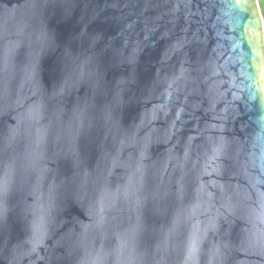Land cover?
I'll return each instance as SVG.
<instances>
[{
  "label": "water",
  "instance_id": "95a60500",
  "mask_svg": "<svg viewBox=\"0 0 264 264\" xmlns=\"http://www.w3.org/2000/svg\"><path fill=\"white\" fill-rule=\"evenodd\" d=\"M0 264H264L258 0H0Z\"/></svg>",
  "mask_w": 264,
  "mask_h": 264
},
{
  "label": "trees",
  "instance_id": "16d2710c",
  "mask_svg": "<svg viewBox=\"0 0 264 264\" xmlns=\"http://www.w3.org/2000/svg\"><path fill=\"white\" fill-rule=\"evenodd\" d=\"M258 3H259V7H260L261 14L263 17V22H264V0H258Z\"/></svg>",
  "mask_w": 264,
  "mask_h": 264
}]
</instances>
